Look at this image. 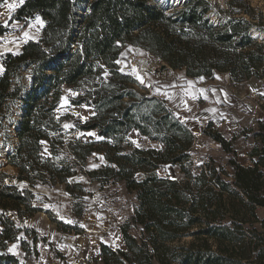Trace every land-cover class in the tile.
Wrapping results in <instances>:
<instances>
[{"label":"trees","instance_id":"16d2710c","mask_svg":"<svg viewBox=\"0 0 264 264\" xmlns=\"http://www.w3.org/2000/svg\"><path fill=\"white\" fill-rule=\"evenodd\" d=\"M76 6L84 12L80 24ZM36 17L44 21L41 37L19 53L0 54V125L18 102L21 110L17 144L8 155L17 173L0 169V264H28L10 245L20 242L30 252L37 232L23 219L43 210L39 185L63 184L75 214L84 215L85 185L75 181L80 174L101 187L123 183L136 199L120 226V243H102L97 264H264L258 213L264 208V131L250 164L238 160L231 140L209 131L234 172L212 157L195 171L192 130L164 99L139 91L135 75L119 63L131 45L186 76L263 78L264 38L253 31L264 33V12L247 0L171 6L159 0H23L10 15H0V42L14 21ZM64 86L72 105L93 111L86 121H74V131H95L102 141L65 140L64 118L57 115ZM134 129L162 147L124 152ZM96 152L107 163L87 169ZM167 166H178L181 176L161 175Z\"/></svg>","mask_w":264,"mask_h":264},{"label":"rangeland","instance_id":"374dc122","mask_svg":"<svg viewBox=\"0 0 264 264\" xmlns=\"http://www.w3.org/2000/svg\"><path fill=\"white\" fill-rule=\"evenodd\" d=\"M159 1L168 6L180 5V0ZM217 1L224 4L226 0ZM247 1L264 12V0ZM22 2L5 0L0 15H10ZM43 27L44 21L40 17L27 23L14 21L11 32L0 42V54L7 51L19 53L25 42L41 37ZM253 34L264 38V33L253 31ZM119 63L124 70H130L135 75L139 91L164 99L174 114L192 130L195 135V171H198V165L212 157L219 165L223 164L230 174L234 172L227 163L229 156L221 144L210 136L209 131L221 132L232 141L238 160L244 164L251 163L249 154L255 145L262 144L258 133L264 131V77L233 82L224 73H215L211 77L186 76L183 70L163 67V61L131 45L124 48ZM2 70L0 60V73ZM24 82L29 85L26 77ZM71 94V90L64 86L62 101L57 109V115L64 118L65 140L79 138L102 141L103 138L95 131H74V121H86L93 111L87 106L72 105L69 101ZM12 108L10 118L0 125V169L14 177L17 169L8 162V155L17 144L16 133L21 114L19 102ZM100 145L101 150L106 147ZM123 147L124 152H128L135 147L161 148L162 144L134 129L128 134ZM105 163L107 161L102 153L96 152L88 158L87 169L98 168ZM159 173L181 176L178 166L161 168ZM11 180L7 178L6 182ZM75 181H81L87 193L84 199L87 211L82 217L75 214L74 199L63 184L53 187L39 185L35 189L40 193L43 210L23 219V223L37 232L36 239L32 241V236L26 235L28 241H32L29 253L23 250L20 242L10 245V251L21 260L28 264H97V252L102 243L112 246L120 243V226L133 213L136 204L134 195L127 191L123 183L101 187L98 182L82 174L75 177ZM258 213L264 218V208L259 209Z\"/></svg>","mask_w":264,"mask_h":264},{"label":"water","instance_id":"95a60500","mask_svg":"<svg viewBox=\"0 0 264 264\" xmlns=\"http://www.w3.org/2000/svg\"><path fill=\"white\" fill-rule=\"evenodd\" d=\"M185 0H180L179 4H182ZM83 10L79 7V6H76L75 9H74V12H73V16H74V19L76 20L77 24H80L81 20H82V15H83ZM163 67H168V68H171L170 65H168L167 63H163L162 65Z\"/></svg>","mask_w":264,"mask_h":264},{"label":"snow or ice","instance_id":"6c2138e0","mask_svg":"<svg viewBox=\"0 0 264 264\" xmlns=\"http://www.w3.org/2000/svg\"><path fill=\"white\" fill-rule=\"evenodd\" d=\"M9 7H13V5H9ZM37 20H39V17H37ZM65 127H68V125H65Z\"/></svg>","mask_w":264,"mask_h":264},{"label":"crops","instance_id":"0c3cea01","mask_svg":"<svg viewBox=\"0 0 264 264\" xmlns=\"http://www.w3.org/2000/svg\"><path fill=\"white\" fill-rule=\"evenodd\" d=\"M263 209V208H262Z\"/></svg>","mask_w":264,"mask_h":264}]
</instances>
